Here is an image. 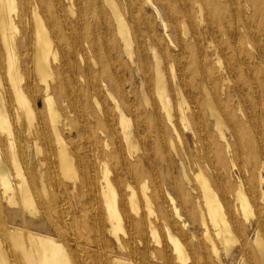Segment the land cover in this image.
<instances>
[{"label": "bare ground", "instance_id": "6f19581e", "mask_svg": "<svg viewBox=\"0 0 264 264\" xmlns=\"http://www.w3.org/2000/svg\"><path fill=\"white\" fill-rule=\"evenodd\" d=\"M236 244L264 264V0H0V264H222Z\"/></svg>", "mask_w": 264, "mask_h": 264}, {"label": "rangeland", "instance_id": "374dc122", "mask_svg": "<svg viewBox=\"0 0 264 264\" xmlns=\"http://www.w3.org/2000/svg\"><path fill=\"white\" fill-rule=\"evenodd\" d=\"M142 28H144V25H142ZM169 73L170 72L167 70L166 71L167 76L170 75ZM34 97L38 100V104H37L38 107L42 108L43 107V96L41 94V91H37V93H34ZM188 104H191V102L188 101ZM199 106H201L205 117L209 118L210 117L209 108L207 107V104H206V101H205L204 97H202V99H200ZM210 120H212V119H210ZM187 135H188V138H189L188 141H189V145H190V148H191V153L194 154L195 151L193 152V149L195 148V146H194V142H193V135L191 134V132L188 133ZM65 136H66L67 143L70 142L71 138H70L68 132H65ZM170 136H171V133H170V131H168L167 134H166V137L169 138ZM2 137H4V136H2ZM48 140H49V145H47L46 142L43 141V140L40 141V145L42 146V153H41V156H40L41 158H44L46 156V153L48 152V148L49 147L52 149V152H54V153L58 152L59 145L56 142L54 136L52 134H50V133H49V139ZM71 141H72V143H70L71 146L69 145L70 146L69 150H73L74 149V148H72V145L74 147L79 145V147H80L79 150L82 151L83 142L81 140H78L77 138H75V139H71ZM138 147L141 148V145L138 144ZM5 155L7 157V154H5ZM151 155L154 157L153 153H151ZM171 157L175 161H177V158L172 153H171ZM154 159H156V158L154 157ZM161 163H163V162H161ZM48 166H49V163L45 160L44 168H47ZM45 173H46L45 176L47 178V172H45ZM176 176L180 178V173L177 172ZM63 179H65V178H63ZM65 181L68 182L67 179H65ZM69 184H70V181H69ZM238 220H239V223L244 221L243 219H241V217H239ZM171 221H176L175 225L171 224V227L173 229L174 234H176L182 240H184V239H189L190 240L191 239L190 238V230H195V231H198V232H200V230H201L198 224L194 228L190 227V228L187 229V228H182L181 225H180V221H178L174 217H171ZM35 225L38 227V229H40V230L44 229V231L46 230L45 228H46L47 225L50 226V224L47 222V219L45 217H42L41 220ZM153 241H154V239L152 238L151 248L155 249L156 247L153 244ZM194 244H195V242H194ZM167 249H168L169 254L171 255L170 259L175 261V255H173V253H172L173 245L170 244V243L167 244ZM251 250L256 254V256H258V250H257V248L255 246H251ZM233 252H231L230 256H226V252L224 250L221 252V257L223 258V261H224L222 264H248L249 263L248 259L242 258L243 247H241L240 244H236L235 248L233 249ZM211 261H212V264H221L218 261V259L215 258L214 256H211ZM189 263H190V259H189V261L186 262V264H189ZM179 264H183V262H181ZM256 264H261L260 260L258 258L256 260Z\"/></svg>", "mask_w": 264, "mask_h": 264}]
</instances>
